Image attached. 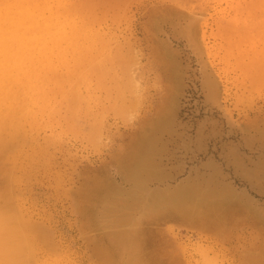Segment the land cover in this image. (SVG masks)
Listing matches in <instances>:
<instances>
[{
	"label": "rangeland",
	"instance_id": "1",
	"mask_svg": "<svg viewBox=\"0 0 264 264\" xmlns=\"http://www.w3.org/2000/svg\"><path fill=\"white\" fill-rule=\"evenodd\" d=\"M4 1L50 27L0 72V264H264V0ZM238 36L240 60L229 55ZM162 102L158 176L138 186L121 158L133 140L147 143L138 137ZM178 189L238 209L198 203L209 222L145 211L155 193ZM127 197L139 200L131 214L130 199L118 200Z\"/></svg>",
	"mask_w": 264,
	"mask_h": 264
},
{
	"label": "bare ground",
	"instance_id": "2",
	"mask_svg": "<svg viewBox=\"0 0 264 264\" xmlns=\"http://www.w3.org/2000/svg\"><path fill=\"white\" fill-rule=\"evenodd\" d=\"M6 1V0H5ZM4 1V2H5ZM14 1V0H13ZM35 1V0H34ZM170 2H171V6H173V4L175 5H180L181 6V4L182 3H180V1L182 2V0H169ZM250 1V0H249ZM248 1V2H249ZM12 2V1H11ZM36 2H37V0H36ZM245 2V1H244ZM247 2V1H246ZM258 2V1H257ZM0 3H2V2H0ZM7 3H8V1H7ZM16 3H18V2H16ZM34 3V2H33ZM188 3H191V2H188L187 1V5H188ZM14 4V3H13ZM18 4H20V3H18ZM22 4H24V2L22 3ZM28 4V3H27ZM30 5L32 4V3H29ZM37 4V3H36ZM86 4V3H85ZM242 4V3H241ZM240 4V5H241ZM248 4V3H247ZM250 4V6L251 7H253L252 6V3H249ZM264 4V3H263ZM33 5V4H32ZM37 5H39V3L37 4ZM79 5V4H78ZM93 5V4H92ZM246 5V4H245ZM24 6V5H23ZM26 6V5H25ZM82 6H84V4L82 5ZM81 6V7H82ZM91 6V5H90ZM103 6V5H102ZM249 6V8H251ZM257 6V5H256ZM262 6V5H261ZM7 7H8V5H7ZM7 7H0V72H3V71H7V69L9 68V66L11 65V63L10 62H16L17 60H18V58H19V56H20V53H21V51L23 50L22 49V47H21V45L22 44H32V43H34L35 41H37V40H39V39H41V38H43L41 35H42V33H44V32H42L41 33V35H38V30H39V28H44V26L46 25V30H47V27H48V30H49V27H50V25H49V23H47L46 24V22H45V24L44 23H38V21H37V19L38 18H36V16H35V14H34V12L33 11H31L29 8V10H26L25 8V10L23 9V10H21L22 9V7H21V9L18 11V9L16 10V11H11V9H9V8H7ZM9 7H10V5H9ZM18 7H19V5H18ZM94 7H96V5L94 6ZM243 7H248V6H244L243 5ZM242 7V8H243ZM258 7V6H257ZM263 8H264V6H262ZM32 8H33V6H32ZM182 8V7H181ZM34 9V8H33ZM82 9V8H81ZM168 9V8H167ZM184 9H186L185 7H184ZM261 9V8H260ZM86 10V9H85ZM246 10V9H245ZM244 10V11H245ZM253 10H255V9H252V10H250V11H252L254 14H256ZM34 11H36V10H34ZM94 11V10H93ZM235 11V10H234ZM92 12V11H91ZM154 12V11H153ZM156 12V11H155ZM239 12H240V10H239ZM246 12V11H245ZM251 12V13H252ZM257 12V11H256ZM38 13V12H37ZM90 13V12H89ZM247 13V12H246ZM254 14H251V17L254 15ZM237 15V14H236ZM244 15V14H243ZM246 15V14H245ZM257 15V14H256ZM255 15V16H256ZM233 16H234V14H233ZM239 16V15H238ZM240 16H241V12H240ZM41 17V16H40ZM55 17H57V16H55ZM242 17V16H241ZM244 17V16H243ZM254 17V16H253ZM57 18H59V17H57ZM230 18V17H229ZM232 18V17H231ZM255 18V17H254ZM257 18H258V16H257ZM264 18V17H263ZM53 19V18H52ZM227 19V18H226ZM258 19H260V17L258 18ZM257 19V21H255L253 18L251 19V20H254L253 22L255 23H259L260 21ZM251 20H249L248 22L249 23H247V27L249 26L248 24H252L251 23ZM261 20V19H260ZM224 21V20H223ZM234 21V20H233ZM262 21V20H261ZM264 21V20H263ZM226 22H230V20H226V21H224L223 23L225 24ZM73 23H75V22H73ZM160 23V22H159ZM222 23V24H223ZM234 24L235 22H231L230 24ZM255 23V24H256ZM154 24H155V26H158L159 24H158V21L156 20V17H155V22H154ZM232 24V25H233ZM238 24H241V22L240 23H238ZM237 24V25H238ZM244 24V23H243ZM242 24V25H243ZM55 25V24H54ZM80 25V24H79ZM82 25V24H81ZM80 25V26H81ZM206 25V24H205ZM241 25V26H242ZM254 25V24H253ZM257 25V24H256ZM256 25H254V27L256 26ZM261 25V24H260ZM61 26V25H60ZM64 26V25H63ZM222 26H224V27H226L225 25H222ZM231 26V25H230ZM230 26L228 25V27H229V29L228 30H231L232 29V26H231V28H230ZM234 26H236L235 24L233 25V27ZM240 26V25H239ZM240 26V27H241ZM243 26H245V25H243ZM263 26H264V23H263ZM58 27V26H57ZM240 27H239V29H240ZM251 27H252V25H251ZM257 27V26H256ZM53 28V27H52ZM83 28H84V25H83ZM253 28V27H252ZM227 29H225L226 30V32L223 30L222 32H225V36H223L222 35V33H221V36L224 38V37H226L225 39H227L228 40V38L229 39H231L230 37L231 36H234V35H231V33H230V31H229V33L227 32L228 30ZM234 29V28H233ZM236 29V28H235ZM243 29H246V31H248L249 30V28H245V27H243ZM257 29H258V32L261 30V28H259V27H257ZM60 30H61V28H60ZM78 30V29H77ZM237 30H238V28H237ZM250 30H253V29H250ZM250 30H249V33H250ZM50 31H52V30H50ZM57 31V30H56ZM61 31H63V29L61 30ZM197 31V30H196ZM257 31V30H256ZM255 30L253 31L254 33L256 32ZM261 31H264V30H261ZM231 32H233V31H231ZM239 32H241V30L240 31H238L236 34L237 35H239ZM253 32H251L249 35H250V37H252L251 36V34L253 33ZM55 33H57V32H55ZM264 33V32H263ZM46 34V33H45ZM60 34V33H59ZM224 34V33H223ZM227 34L229 35L230 34V37H228L227 36ZM257 34V33H256ZM69 35V34H68ZM68 35H66V36H68ZM71 35V34H70ZM72 35H74L73 33H72ZM86 35V34H85ZM88 35V34H87ZM236 35V36H237ZM241 35H244V32L243 33H241ZM245 35H247V36H249L248 35V32L247 33H245ZM253 35V34H252ZM258 35V34H257ZM45 36V35H44ZM64 36V35H63ZM247 36H246V38H247ZM259 37H261L260 36V34L258 35ZM50 37V34L48 33V36L46 37L47 39ZM73 37V36H72ZM77 37V36H76ZM87 37V36H86ZM228 37V38H227ZM240 37H242V36H240ZM245 37V36H244ZM243 37V38H244ZM254 37H256L255 35H254ZM54 38V37H53ZM262 38V37H261ZM263 38H264V35H263ZM262 38V39H263ZM55 39V38H54ZM234 39H236L235 37H234ZM241 39V38H240ZM251 39V38H250ZM232 40V39H231ZM249 40V39H248ZM40 41H42V40H40ZM39 41V42H40ZM50 41V40H49ZM224 41H226V40H224ZM233 42H235V41H237V40H232ZM238 41H240V43L238 42H236L237 44L236 45H234L233 46V48H231V49H229V51H231V52H229L230 54L229 55H231V56H233V52H236V54H234V56L236 57V58H238L239 59V57L238 56H236L237 54H239L240 52H242V51H244L246 48V45L244 44V42H246V41H244V42H241L242 40H239V36H238ZM252 41V40H251ZM227 42V41H226ZM228 42H229V40H228ZM248 42V41H247ZM254 42V41H253ZM256 42V41H255ZM36 43V42H35ZM249 43H251V42H249ZM44 44V43H43ZM49 44H51V43H49ZM235 44V43H234ZM254 44V43H253ZM252 43H251V45H253ZM64 45V44H63ZM224 45H226L225 43H224ZM229 45V44H228ZM250 45V44H249ZM248 45V46H249ZM258 45V44H257ZM263 45H264V43H263ZM32 46V45H31ZM232 46V44L230 45V47ZM229 47V48H230ZM257 47V46H256ZM256 47H253V48H256ZM259 48H260V50H261V48H262V50H263V47L261 46H258ZM247 48H249V47H247ZM49 49V48H48ZM251 49H252V47H251ZM250 49V50H251ZM253 50V49H252ZM255 51H257V48L256 49H254ZM246 51V50H245ZM255 51H253V52H255ZM57 52L59 53V51L57 50ZM252 52V51H251ZM263 52H264V50H263ZM31 53V51L30 50H24V52H23V54H30ZM48 53V52H47ZM107 53H108V51H107ZM106 53V54H107ZM248 53V52H247ZM256 53V52H255ZM262 53V52H261ZM89 54V53H88ZM101 54H103V53H101ZM226 54V53H225ZM242 54H243V52H242ZM257 55H258V52L256 53ZM262 54H264V53H262ZM22 55V54H21ZM104 55V54H103ZM241 55V54H240ZM244 55H248V54H244ZM257 55H255V58H258V56ZM29 56V55H28ZM39 56V55H38ZM55 56V55H54ZM98 56H99V54H98ZM251 56V55H250ZM250 56H249V58H250ZM257 56V57H256ZM259 56H261V54L259 55ZM104 57V56H103ZM107 57H108V55H107ZM228 57V56H227ZM235 57H233V58H235ZM245 57V56H244ZM21 58V57H20ZM26 58V57H25ZM98 58V57H97ZM114 58H116V57H114ZM118 58V57H117ZM242 58V57H241ZM254 57H252V59H253ZM261 58L262 59H264V57L263 56H261ZM108 59H110L109 57H108ZM243 59V58H242ZM251 59V58H250ZM249 59V60H250ZM91 60V59H90ZM111 60V59H110ZM118 60V59H117ZM116 59H115V61H117ZM237 60V59H236ZM240 60V59H239ZM244 60V59H243ZM248 60V59H247ZM247 60H244V62L245 61H247ZM258 60V59H257ZM256 60V61H257ZM260 60V59H259ZM54 61V60H53ZM102 61V60H101ZM119 61V60H118ZM117 61V62H118ZM250 61H253V60H250ZM256 61H253L252 63H249L250 65L251 64H253V65H256V64H258V63H255ZM260 61H262V62H264V60H260ZM29 62V61H28ZM92 62V61H91ZM237 62H239V61H237ZM249 62V61H248ZM258 62V61H257ZM89 63V62H88ZM87 63V64H88ZM98 63V62H97ZM100 63V62H99ZM102 63V62H101ZM106 63V62H105ZM110 63V62H109ZM121 63V62H120ZM35 64V63H34ZM86 64V63H85ZM91 64V63H90ZM92 64H93V62H92ZM91 64V65H92ZM116 65H117V63H115ZM240 64H243V62H241ZM239 64V65H240ZM261 62L258 64L260 67H261ZM264 64V63H263ZM53 65H55V64H53ZM91 65H89L90 67H91ZM103 63H102V66H101V68L103 67ZM238 65V64H237ZM238 65V67H241L242 65H240L239 66ZM246 66H247V64H245ZM253 65H251L252 66V68H255V67H253ZM86 66V65H85ZM88 66V67H89ZM99 65H97V67H98ZM99 66V67H100ZM107 66V65H106ZM112 66V65H111ZM111 66L109 67V68H111ZM33 67H35L34 65H33ZM87 67V68H88ZM113 67H115L114 65H113ZM243 67V66H242ZM241 67V68H242ZM258 69L256 70V72L257 73H259L262 69L264 70V68L263 67H261V68H259L258 66H256ZM39 68V67H38ZM55 68V66L53 67V69ZM87 68L85 69V70H87ZM96 67H94L93 69L94 70H97V68L95 69ZM250 68V72L252 71L251 70V67H249ZM80 69V68H79ZM78 69V70H79ZM89 69V68H88ZM106 71H108V72H106ZM103 70L104 71H102L103 72V74L105 73L106 75H107V73H109V70L110 69H108V66H107V69L106 68H104ZM243 69H247L246 67L244 68L243 67ZM38 70H40V69H38ZM37 70V71H38ZM44 70V69H43ZM83 70V69H82ZM127 70V69H126ZM15 71V70H14ZM255 71V70H254ZM254 71H252L251 73H249V74H251V76H253V74H254ZM39 72V71H38ZM38 72H36L37 74H38ZM80 72H81V69H80ZM246 72V71H245ZM247 72H248V69H247ZM35 73V74H36ZM42 73V72H41ZM93 73V72H92ZM96 72H94V74H95ZM101 73V72H100ZM111 73V72H110ZM123 73V72H122ZM80 74V73H79ZM85 74H87V73H85ZM98 74V73H97ZM104 74V75H105ZM124 74V73H123ZM259 74H261V73H259ZM91 75V74H90ZM100 75V74H99ZM116 75V74H115ZM118 75V74H117ZM254 75H256V73L254 74ZM262 76H264V73L262 72V74H261ZM37 76V75H36ZM46 76V75H45ZM81 76V75H80ZM79 76V77H80ZM250 76V75H249ZM248 76V77H249ZM250 76V77H251ZM64 77H66V76H64ZM93 77H94V75H93ZM97 77H98V75L96 76V77H94L93 79H97ZM116 77V76H115ZM119 77V76H118ZM124 77H125V75H124ZM10 78H12V77H10ZM76 78V77H75ZM81 78H82V76H81ZM117 78V77H116ZM126 79L128 78V77H125ZM252 79H256V78H258V76L256 75V77H251ZM251 78H249L250 80H252ZM90 79V78H89ZM119 79V78H118ZM254 79V80H255ZM38 80H39V78H38ZM1 81V80H0ZM68 81V80H67ZM127 81V80H126ZM40 82V81H39ZM75 82V81H74ZM99 82V81H98ZM80 83H82L81 81H80ZM77 84V83H76ZM103 84H104V82H103ZM89 85V84H88ZM105 85H106V83H105ZM114 85V84H113ZM213 85V84H212ZM29 86V85H28ZM128 86V85H127ZM214 86V85H213ZM212 86V87H213ZM70 87V86H69ZM103 87V86H102ZM115 87H120V86H116V84H115ZM122 87H125V85L123 86L122 85ZM9 88V87H8ZM15 88H17L16 86H15ZM74 88H76L75 86H74ZM104 88H105V86H104ZM6 89V88H5ZM68 89V88H67ZM70 89V88H69ZM106 89V88H105ZM113 89V88H112ZM119 90L120 89H122V88H118ZM124 90H125V88H123ZM123 89H122V97H123V94L125 95V92L123 91ZM136 89V88H135ZM217 89V88H216ZM111 89H109V91H110ZM11 91V90H10ZM115 91V90H114ZM126 91H128V90H126ZM137 91V90H136ZM141 91V90H140ZM66 92H67V90H66ZM93 92V91H92ZM112 92V91H111ZM47 93V92H46ZM90 93V92H89ZM113 93V92H112ZM111 93V94H112ZM117 93V92H116ZM121 93V92H120ZM119 93V94H120ZM138 93V92H137ZM42 94V93H41ZM76 94H77V91H76ZM115 94V93H114ZM143 94V93H142ZM65 95V94H64ZM73 95H75V94H73ZM90 95H92V94H90ZM118 95V94H117ZM214 96H215V92H214V94H213ZM115 96H116V94H115ZM120 96V97H121ZM137 96H138V94H137ZM144 96V95H143ZM47 97V96H46ZM72 97V96H71ZM84 97V96H83ZM119 97V95H118V97L117 98H120ZM48 98H49V96H48ZM48 98H46V99H48ZM116 98V99H117ZM121 99V98H120ZM123 99H125L124 97H123ZM141 99V98H140ZM48 101H49V99H48ZM84 102V101H83ZM73 104H74V102H73ZM118 104V103H117ZM119 105V104H118ZM139 105V104H138ZM166 107H167V103H161V106H160V108H159V110H158V112H157V117L155 118V119H152V120H145L146 121V123H149V125H148V128L147 129H145V131L143 132V133H141L140 135H139V137L138 138H140V137H146L147 138V143H145V144H143L142 146H140L139 148H137V147H135V145L136 144H138L136 141H132V143L130 144V148H131V150H129L128 152H127V154L124 156V157H122L121 158V164H122V166H125L126 167V169L128 170L127 171V179L129 178L130 179V181H133V182H135V185H138V186H141L142 184H143V182H145L148 178H154V177H156V176H158L157 175V173L159 172L158 171V167H157V165H159V163L157 164V161L155 160V157H153L154 155H153V153H155V151H159V149H157L158 148V144H156L155 146H154V144H155V142H160L161 143V140H159V137H160V134H161V132L162 133H164L165 131H166V129H169V126H168V124H167V121H168V117H167V115L168 114H166ZM74 110H76L75 109V107H72ZM129 108V107H128ZM131 109V108H130ZM136 109V108H135ZM18 110V109H17ZM128 110V113H129V109H127ZM135 112L134 113H136V110H134ZM74 112V111H73ZM126 112V111H125ZM127 113V112H126ZM125 113V114H126ZM132 114H133V112H132ZM132 114H127L128 115V117H130V118H134L133 117V115ZM160 114V115H159ZM124 115V114H123ZM130 115H132V116H130ZM124 117V116H123ZM73 118V117H72ZM129 118V120H126V121H128V123L130 124V122H131V119ZM123 119V118H122ZM125 119H126V117H125ZM130 121V122H129ZM138 133V132H137ZM135 136H133V138H134ZM135 139V138H134ZM132 140V139H131ZM130 140V141H131ZM129 160H130V162H129ZM154 161H155V163H154ZM142 173H144V175L146 174V176H144ZM142 174V175H141ZM163 177V176H162ZM159 178H160V176H159ZM156 179V178H155ZM154 179V180H155ZM151 180H153V179H151ZM193 180V179H192ZM188 181V180H187ZM191 181V180H190ZM194 181V180H193ZM197 181V180H196ZM207 181V180H206ZM213 181V180H212ZM197 182H200V181H197ZM196 182V183H197ZM185 183V185H187V183L186 182H184ZM190 183H192V182H190ZM194 183H195V181H194ZM195 183V184H196ZM182 184V183H181ZM184 185V184H183ZM192 185V184H191ZM206 185H208V184H206ZM203 186V185H202ZM201 186V187H202ZM212 186V185H211ZM132 187H133V185H132ZM181 187V186H180ZM186 187H189V185L188 186H186ZM191 187V186H190ZM204 187V186H203ZM213 187V186H212ZM174 188V187H173ZM172 188V189H173ZM182 188V187H181ZM192 188V187H191ZM195 188H196V185H195ZM218 188V187H217ZM176 189H177V187H176ZM197 190H198V192L200 191L199 189H198V187L196 188ZM220 189V188H219ZM215 190H217V189H215ZM224 190V189H223ZM172 191V190H171ZM187 191V192H186ZM192 190L191 189H186V190H174V192H165V193H162V192H157V193H155V195L150 199L151 200V202H149V203H147L146 204V207L144 208L145 209V211H158L157 213H165V209H167L168 211H170V212H177V213H179V214H181V215H184V217H190L192 220H194V221H201V222H204V220H203V218H205V217H203V215H202V212H200V211H198V209H197V204L198 203H201V204H204V203H206V200H201V194L200 195H197V197H195L196 196V193H195V196H194V194H193V192H191ZM207 191H208V189H207ZM212 192V191H211ZM217 193H218V191H216ZM206 194L208 193V192H205ZM204 193V194H205ZM209 193H210V191H209ZM221 193H222V191H221ZM220 193V194H221ZM229 193V192H228ZM199 194V193H198ZM213 194V193H212ZM223 195H224V193H222ZM182 195V196H181ZM209 195H211V194H209ZM214 195V194H213ZM219 195V194H218ZM225 196V195H224ZM203 197V196H202ZM217 197V196H216ZM219 197H221V195H219ZM223 197V196H222ZM112 198V197H111ZM164 198V199H163ZM117 199V198H116ZM130 199V210L127 208L126 209V212L127 213H129L130 212V214L131 213H133L134 212V209H135V207H136V205L138 204V199L136 198V197H130V198H119L118 200L120 201V200H123L122 202H124L125 200H129ZM145 199H147V198H145ZM211 199H214V198H211ZM113 200V199H112ZM117 200V201H118ZM231 201H233L234 199L232 198V199H230ZM149 201V200H148ZM114 202V201H113ZM118 204H122V203H118ZM206 205H207V209H208V211H210V209L211 208H215V210H218V211H220V213L222 214V213H229V211L230 212H233L234 211V208H237L238 209V207H235V206H232V205H229V207H227V208H224L223 210L222 209H218L217 207H219V206H226V205H224L223 203H214V204H212V206L210 205V203L208 204V203H206ZM157 208V209H156ZM159 208V209H158ZM241 208V207H240ZM138 209V208H137ZM243 209V208H242ZM122 210L124 211V208H122ZM121 210V211H122ZM239 210H241V209H239ZM242 212H243V210H242ZM136 213V212H135ZM140 213V212H139ZM237 213V212H236ZM146 214V213H145ZM238 214V213H237ZM230 216V215H229ZM138 217V216H137ZM134 218V217H133ZM132 218V220L130 221V235H132L133 236V232L135 231V230H137V223L135 222V220ZM149 218V217H148ZM183 218V217H182ZM137 219V218H136ZM207 221L206 222H209V214H208V216H207V218H205ZM148 220V219H147ZM145 221V220H144ZM193 221V222H194ZM140 223V222H139ZM148 223V222H147ZM156 223V222H155ZM190 223V222H189ZM195 224V223H194ZM124 225V224H123ZM144 225H146V224H144ZM160 225V224H159ZM190 225V224H189ZM142 226V225H141ZM141 226H140V228H141ZM192 226H194V225H192ZM212 226H214V225H212ZM224 227V226H223ZM156 228V227H155ZM139 231H141V229L139 230ZM159 233V232H158ZM161 233V232H160ZM88 234H90V233H88ZM140 234V233H139ZM162 234V233H161ZM130 235H128L129 237H130ZM162 236V235H161ZM256 236V235H255ZM255 238V237H254ZM131 240V239H130ZM129 240V241H130ZM240 241V240H239ZM256 242V241H255ZM133 243V242H132ZM250 243H252V242H250ZM253 244H254V242H253ZM164 245V244H163ZM136 246V245H135ZM24 252V251H23ZM205 254V253H204ZM243 254V253H242ZM246 256H248V255H246ZM168 257V256H167ZM171 257V256H170ZM249 257H251V256H249ZM254 258H257V257H254ZM259 258V257H258ZM257 258V259H258ZM242 259V258H241ZM243 260V259H242ZM245 260V259H244ZM254 260V259H253ZM248 261V260H247ZM255 261V260H254ZM258 261V260H257ZM136 262H138V261H136ZM251 262H252V260H251ZM256 262V261H255ZM139 263V262H138ZM243 263V262H242ZM250 263V262H249ZM253 263V262H252ZM137 264V263H136Z\"/></svg>",
	"mask_w": 264,
	"mask_h": 264
}]
</instances>
